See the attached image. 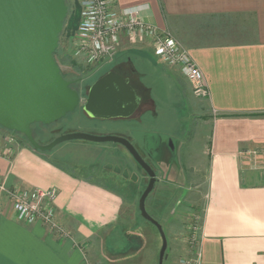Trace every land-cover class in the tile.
Instances as JSON below:
<instances>
[{
	"label": "crops",
	"instance_id": "1",
	"mask_svg": "<svg viewBox=\"0 0 264 264\" xmlns=\"http://www.w3.org/2000/svg\"><path fill=\"white\" fill-rule=\"evenodd\" d=\"M116 2L120 8L146 5V20L182 41L209 85L210 96L204 101L174 67L178 79L173 87L181 102L187 97L192 113L201 110L195 100L204 102L208 115L195 117L200 127H212L210 145L203 152V202L195 205L202 221L201 264H264V0ZM131 50L153 52L151 42H132L124 36L117 61L140 72L146 96L154 101V109L146 112H154V87L144 80ZM160 68L168 70L167 65ZM179 74L187 80L184 85L179 84ZM9 135L0 126L1 177L10 189L56 188V221L67 235L37 219L19 221L10 196L0 191V264H105L101 246L107 247L110 228L121 218V196L59 163L54 151L50 161L21 145L19 137L9 143ZM179 187L183 195L185 187ZM196 255L175 264H195Z\"/></svg>",
	"mask_w": 264,
	"mask_h": 264
},
{
	"label": "rangeland",
	"instance_id": "2",
	"mask_svg": "<svg viewBox=\"0 0 264 264\" xmlns=\"http://www.w3.org/2000/svg\"><path fill=\"white\" fill-rule=\"evenodd\" d=\"M74 1L67 0L70 9L73 8ZM75 34L72 38L65 34L60 35V49L56 58L65 72L70 68H76V65L73 64L74 59L79 63V66L84 68V71L87 69L85 66H88L74 55ZM129 54L136 60L137 66L144 74V80L154 87V98L157 102L155 112L145 113L140 120L109 121L87 118L79 107L63 119L47 126L44 129V135L37 134V130L34 133L39 142H50L56 136L68 132L120 135L130 138L142 152L146 154L151 152V155L156 154L155 148L161 138L164 140L174 139L178 146L177 154L181 167L176 165L170 170L166 164L159 163V183L148 197L146 208L149 214L163 225L168 238L166 252L168 258L164 264H175L180 258H193L199 250V241L192 243L188 241V238L191 232V223L195 216L200 217L201 214L196 211L195 205L203 202L202 184H204L207 170V155L204 159L203 152L210 145L212 131L210 124L204 123L200 127L199 123L201 122H198L196 117L200 119L201 117L198 115H208V107L200 99H197L194 102L195 106H200L201 110L195 109L192 113L189 99L187 97L183 99L181 96L184 103L181 102L179 91L173 87L175 75H177L176 69L167 66L168 70L164 73L160 67L165 65L153 52L131 50ZM142 57L144 60L150 58L155 63L149 62V59L142 61ZM118 58L117 54L112 60L116 61ZM111 66L112 64L109 62L104 69ZM66 75L70 76L68 73ZM184 79L180 76L179 84L184 85ZM84 82L89 84L91 81ZM82 94L85 97V92ZM201 99L207 100L206 98ZM196 122L198 123L195 124ZM39 127L37 126V129ZM52 151L55 153L53 157L59 163L79 176L102 184L110 183L118 190H121L126 183H130L137 190L138 194L133 199L124 202L118 224L123 223L125 227H121L115 237H123L124 233L129 232L137 233L143 239L142 248L138 251H127L126 254L114 255L113 252L119 246V240L110 237L107 247L101 246V254L104 256L101 257V260L105 264H158L162 246L161 235L153 224L141 216L138 206L139 194L146 188L149 177L140 170L129 153L114 142L97 143L84 140L65 141ZM198 183H201L200 187H197ZM179 186L185 187L183 195ZM195 191L197 195L193 194Z\"/></svg>",
	"mask_w": 264,
	"mask_h": 264
},
{
	"label": "water",
	"instance_id": "3",
	"mask_svg": "<svg viewBox=\"0 0 264 264\" xmlns=\"http://www.w3.org/2000/svg\"><path fill=\"white\" fill-rule=\"evenodd\" d=\"M68 12L66 0H0V126L25 136L40 151H52L70 140L114 142L125 147L149 176L138 206L141 216L161 235L158 264H164L168 238L163 225L146 208L157 173L129 138L68 132L42 144L35 137L34 125H52L79 107L87 118L109 121L137 120L154 109V101H143L130 78L116 71L96 79L85 97L64 77L55 52Z\"/></svg>",
	"mask_w": 264,
	"mask_h": 264
},
{
	"label": "built area",
	"instance_id": "4",
	"mask_svg": "<svg viewBox=\"0 0 264 264\" xmlns=\"http://www.w3.org/2000/svg\"><path fill=\"white\" fill-rule=\"evenodd\" d=\"M75 1L81 8L80 23L73 41L76 58L93 68L105 59H113L124 36L132 42L149 39L153 53L163 64L180 68L196 97L210 96L208 82L190 51L169 30L161 29L146 20V5L120 8L116 0ZM17 137L15 132L10 131L8 142L14 144ZM0 191L10 196L19 221L37 219L45 223L51 231L67 235L64 227L56 221V201L59 195L56 188L10 189L0 175ZM201 223V217L195 216L190 225L189 242L199 241ZM200 260L201 252L198 250L194 263L201 264Z\"/></svg>",
	"mask_w": 264,
	"mask_h": 264
},
{
	"label": "flooded vegetation",
	"instance_id": "5",
	"mask_svg": "<svg viewBox=\"0 0 264 264\" xmlns=\"http://www.w3.org/2000/svg\"><path fill=\"white\" fill-rule=\"evenodd\" d=\"M109 62L112 64V66L110 68L104 69L105 65H107V63H109ZM85 67H87V66H85ZM61 70H63V69L61 68ZM92 70L93 71L95 70V71L93 72ZM92 70L89 71L88 74H90V73H92V74L88 78L82 79L88 74L81 75V73H79L78 69L70 68V76H68L67 79H69L70 81H73L72 86L74 88L80 90V92L82 91V93H83V92H86V90L90 87L91 84L94 83V81L96 79H98L99 77L105 75L106 73H108L110 71H116V72H118V73H120L126 77H129L132 86L136 89V91L140 95L141 99L143 101H149L148 100L149 98L146 96L147 88L140 83V78H141L140 72H138L130 64L125 63V62H121V61H117V60L113 61L112 59H110V61H108L106 63H100L96 67H93ZM87 80H92V81L89 84H85L84 81L87 82ZM141 118H139L138 120H140ZM44 129H45L44 126L41 127L37 131V134H39L40 136L44 135V133H45ZM192 134H193V132H192ZM120 146H121V148H123L127 151V149L125 147H123L122 145H120ZM136 147L139 150V152L141 153V155L145 158V160L155 169V171L157 173V178H158V174H159V171H158V167L160 166L159 163L166 164L170 168V170L172 168H174V166H176V165L181 167L180 163H179V159H178V154H177V147L178 146L175 144L174 139H172V138L167 139V140H164L163 138H161L160 142L158 143V145L155 148L156 157H155V155H151L152 154L151 152H149V154H146V153L141 151L139 146H136ZM171 165H173V166H171ZM158 183H159V178L157 180L156 185ZM170 186H171V184L169 185V187ZM155 188H156V186H155Z\"/></svg>",
	"mask_w": 264,
	"mask_h": 264
},
{
	"label": "trees",
	"instance_id": "6",
	"mask_svg": "<svg viewBox=\"0 0 264 264\" xmlns=\"http://www.w3.org/2000/svg\"><path fill=\"white\" fill-rule=\"evenodd\" d=\"M73 4H74V6H73L72 9H70V7L68 6L69 13H68L67 18H66L65 23H64L63 32L61 33L62 35L65 34L69 38H72L73 35H74V33H76V31H77V29L79 27L80 18H81V8H80L79 4L77 2H75V1H74ZM59 49H60V47L55 52V58L57 57V54L59 52ZM56 60H57V58H56ZM73 64L76 65V68L79 70V73H81V75H83V74L86 75V74L89 73L90 70H92V67L87 66V67H85L87 69H85V71H84L83 70L84 68H82L81 66H79L78 65L79 63H77V61L75 59L73 60ZM66 72L68 73V75H70V69H68V71H66ZM66 72L63 71L62 73H63L64 77L67 78L68 76L66 75L67 74ZM88 81H92V80H88ZM37 126H40V127L37 129ZM43 126L45 128H47L46 125H42V124H36V125H34L33 126L34 132H35V130L38 131ZM16 134L19 137L18 139H19V142H20L21 145H23V146H25V145L29 146L31 149H33L36 152H38L39 154H41L44 158H46V159H48V160L51 161V159L49 158V155L51 154V151H40V150H36L29 143V141L27 140V138L25 136H23L21 134H18V133H16ZM40 143L45 144V143H48V142H40ZM129 155H130V153H129ZM132 159H133V157H132ZM133 161L136 163V161L134 159H133ZM137 165L139 166L140 170L144 171L139 164H137ZM105 186L108 189H110V190L116 192L117 194H119L121 196V198L123 199V202L133 199V197L138 194L137 193V190L130 183H126V185H124L121 190H118V189L114 188V186H111L110 183L106 184ZM141 194L142 193L139 194V198H140ZM121 227H125V225L123 223L116 224L115 226H113L111 228V231H109L110 234L108 235V240H109L110 237H114V240L115 239H118L119 240V246L116 247V254H126L127 251L133 252V251L140 250L142 248V246H143V239H142L141 236L139 237L137 235V233L135 234L134 232H129V233H126V234L124 233L123 234V237L122 236L115 237V235H117L116 232H118V231L120 232V228ZM108 240H107V242H108ZM109 242H111V241H109ZM113 253H115V252H113Z\"/></svg>",
	"mask_w": 264,
	"mask_h": 264
}]
</instances>
